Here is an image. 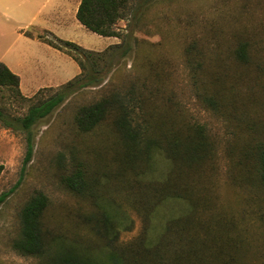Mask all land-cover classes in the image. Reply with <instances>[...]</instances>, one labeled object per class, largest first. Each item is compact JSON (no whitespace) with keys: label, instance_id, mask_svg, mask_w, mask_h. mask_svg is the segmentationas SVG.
I'll use <instances>...</instances> for the list:
<instances>
[{"label":"rangeland","instance_id":"1","mask_svg":"<svg viewBox=\"0 0 264 264\" xmlns=\"http://www.w3.org/2000/svg\"><path fill=\"white\" fill-rule=\"evenodd\" d=\"M133 3L141 5L138 22L116 25L121 36L133 31V50L101 85L80 89L34 127L28 163L24 134L0 125V197L6 194L0 202V264H52L69 256L87 264H157L146 250L163 241L167 226L172 245L179 232L207 235L236 246L226 243L225 251L237 264H264V186L254 154L264 142V91L256 87L264 73L240 67L230 55L239 40L264 52V0H157L144 11L143 0ZM81 41L104 52L122 38L93 32ZM191 45L195 56L187 53ZM131 86L152 91L148 100L157 114L166 108L176 127L201 143L194 162L174 166L157 149L146 174L137 176L145 160L120 159L124 145L111 119L87 133L77 129L80 106ZM52 92L44 89L30 102L2 104L0 98V105L23 115ZM78 167L88 181L83 193L62 181ZM166 181L175 194L163 198ZM38 192L47 197L40 218L43 246L24 255L12 243L21 233L24 205Z\"/></svg>","mask_w":264,"mask_h":264},{"label":"trees","instance_id":"2","mask_svg":"<svg viewBox=\"0 0 264 264\" xmlns=\"http://www.w3.org/2000/svg\"><path fill=\"white\" fill-rule=\"evenodd\" d=\"M156 1L143 0V11ZM140 7L141 5L134 4L133 0H81L76 16L86 28L101 36L122 38L120 43L108 46L104 52L85 49L74 42L57 38L47 31L36 34L38 39L70 55L81 68L79 75L57 87L41 88L33 96L26 97L19 89V76L0 62L2 104L6 100L30 102L38 97L44 89L54 90L50 95L32 102L23 115L14 116L6 112L4 106L0 105V125L14 132H21L25 136L27 144L25 164L31 160L33 155L34 127L80 89L101 85L105 81L106 75L110 74L113 68L114 72L120 61L131 53L137 38L133 36V31H127L121 36L116 25L123 20L129 22V26H131L130 22H138L141 15ZM25 34L30 37L35 36L31 31H26ZM195 49L191 45L187 53L195 56V52H193ZM101 53H108V55L104 56ZM230 55L240 67L254 66L257 72L264 73V52L258 44L239 40L230 50ZM100 60H103L101 67L99 66ZM191 60L193 63L196 61L192 58ZM198 65L195 63V66ZM139 87L131 86L127 92L111 93L93 103L80 106L75 116L77 129L87 133L93 131L105 119H111L124 145V152L123 155H120V159L131 164L138 158L145 160L144 166L139 167L138 171L136 170L137 176L146 174L150 158L157 149L162 150L174 166L184 164L186 161L194 162L196 150L201 146V143L197 145L193 136L185 133L180 127H176L173 117L170 116L169 110L166 108H162L159 116L157 114L159 111L157 112L152 99L148 100L152 97L153 92H144L143 87L142 89ZM256 87L260 89V92L264 91V83L261 81H257ZM145 105L148 107L146 110H144ZM139 114H143L146 118L143 117L146 120L145 124L139 122ZM254 154L259 181L264 186V142H258ZM2 171L3 165L0 164V174ZM62 181L69 190L75 193H83L88 188L85 172L80 167L71 174L65 175ZM168 182L163 184V198L167 195H164L165 192L169 195L175 194L171 192L172 186ZM178 188L184 189L183 187ZM154 190L155 192L162 191ZM176 195L181 194L176 191ZM5 196L6 194H3L0 197V202L4 200ZM46 206L47 197L41 192L30 197L24 205L21 212V233L12 243L13 248L19 253L24 255L40 253L43 246L40 218ZM166 232L168 233L164 236L163 241L155 249L146 250V254L150 255L157 264H237L238 262L235 260V256H230L225 251L228 247L227 244L236 248L228 240H214L207 235L196 234L185 237L179 232L177 243L172 245L173 240L166 241L168 237L169 239L174 237L170 235L172 227L167 226ZM52 264H87V262L69 256L57 259Z\"/></svg>","mask_w":264,"mask_h":264},{"label":"crops","instance_id":"3","mask_svg":"<svg viewBox=\"0 0 264 264\" xmlns=\"http://www.w3.org/2000/svg\"><path fill=\"white\" fill-rule=\"evenodd\" d=\"M80 3L81 0H0V62L19 76L24 96L31 97L41 88L57 87L81 73L70 55L38 39L36 34L47 31L95 50L81 41L93 31L77 19ZM26 31L35 36L26 35Z\"/></svg>","mask_w":264,"mask_h":264}]
</instances>
